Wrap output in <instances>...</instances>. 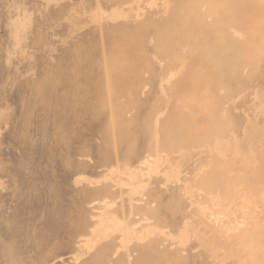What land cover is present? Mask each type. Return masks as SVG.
<instances>
[{"label": "rangeland", "instance_id": "374dc122", "mask_svg": "<svg viewBox=\"0 0 264 264\" xmlns=\"http://www.w3.org/2000/svg\"><path fill=\"white\" fill-rule=\"evenodd\" d=\"M0 264H264V0H0Z\"/></svg>", "mask_w": 264, "mask_h": 264}, {"label": "bare ground", "instance_id": "6f19581e", "mask_svg": "<svg viewBox=\"0 0 264 264\" xmlns=\"http://www.w3.org/2000/svg\"><path fill=\"white\" fill-rule=\"evenodd\" d=\"M158 215V214H157ZM145 218V220H147L148 221V223H156L157 222V216L156 217H148V214H146V216L144 217ZM150 218H152V219H150ZM153 220V221H152ZM174 225L175 226H179L180 224H179V222L180 221H177L176 219L174 220Z\"/></svg>", "mask_w": 264, "mask_h": 264}]
</instances>
